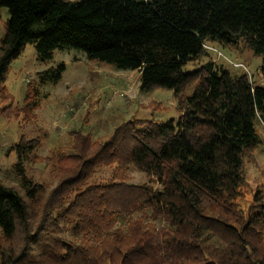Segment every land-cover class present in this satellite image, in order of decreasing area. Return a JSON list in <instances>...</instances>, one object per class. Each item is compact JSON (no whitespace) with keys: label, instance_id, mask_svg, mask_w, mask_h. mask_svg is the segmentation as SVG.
<instances>
[{"label":"trees","instance_id":"obj_1","mask_svg":"<svg viewBox=\"0 0 264 264\" xmlns=\"http://www.w3.org/2000/svg\"><path fill=\"white\" fill-rule=\"evenodd\" d=\"M9 10L0 40V95L26 45L41 61L79 49L139 73V87L174 89L176 120H131L106 139L73 130L46 158L40 139L14 150L20 193L0 180V264H264V191L240 207L244 162L264 137V86L235 65L191 60L211 44L244 43L264 72V0H0ZM226 57V56H225ZM65 65L42 72L57 83ZM194 84L191 95L183 89ZM22 121L39 108L26 95ZM29 98V99H28ZM46 160L55 183L35 182L25 164ZM133 166L151 180L126 181ZM114 167L108 181L97 173ZM154 179V180H152Z\"/></svg>","mask_w":264,"mask_h":264},{"label":"rangeland","instance_id":"obj_2","mask_svg":"<svg viewBox=\"0 0 264 264\" xmlns=\"http://www.w3.org/2000/svg\"><path fill=\"white\" fill-rule=\"evenodd\" d=\"M9 18V10L0 6V40ZM210 48L211 55L191 60L183 70L191 72L212 61L235 73L236 64L242 68H238L239 71L247 74L249 71L254 84L264 86L261 57H256L246 44L240 43L231 49L211 44ZM61 63L65 65L61 80L43 84L39 75ZM139 78L136 71L117 69L113 64L90 59L79 49L56 50L50 61H41L35 45H26L11 63L7 74L8 101L2 102L0 95V180L22 193L14 171L17 160L14 146L22 136L26 140L40 139V145L32 154L41 159L69 145L73 130L106 139L118 125L127 121L177 120L180 115L177 109L179 94L169 88L141 90ZM193 87L194 84L184 88L180 95H191ZM33 90L37 91L39 108L35 111V118L26 123L21 120V108L26 104V95H32ZM256 127L258 134L264 137V125L258 122ZM32 158L25 164L28 175L35 182L55 183L52 166L46 160L34 162ZM244 173L246 183L239 202L240 207L247 210L256 192L264 191V144L253 152V159L252 154L245 159ZM113 174L114 167H105L99 170L96 178L108 181ZM125 175L126 181L132 184L151 180L133 166L126 169Z\"/></svg>","mask_w":264,"mask_h":264},{"label":"built area","instance_id":"obj_3","mask_svg":"<svg viewBox=\"0 0 264 264\" xmlns=\"http://www.w3.org/2000/svg\"><path fill=\"white\" fill-rule=\"evenodd\" d=\"M236 65V64H235Z\"/></svg>","mask_w":264,"mask_h":264}]
</instances>
